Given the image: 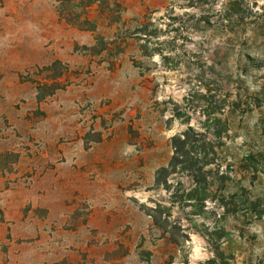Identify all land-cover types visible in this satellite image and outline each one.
<instances>
[{"label":"rangeland","instance_id":"obj_1","mask_svg":"<svg viewBox=\"0 0 264 264\" xmlns=\"http://www.w3.org/2000/svg\"><path fill=\"white\" fill-rule=\"evenodd\" d=\"M186 98L200 202L154 186ZM184 261L264 264V0H0V264Z\"/></svg>","mask_w":264,"mask_h":264},{"label":"trees","instance_id":"obj_2","mask_svg":"<svg viewBox=\"0 0 264 264\" xmlns=\"http://www.w3.org/2000/svg\"><path fill=\"white\" fill-rule=\"evenodd\" d=\"M186 101V105H188L185 108L175 106V108L172 109V118H184L183 124H185L186 127L181 132L170 137L172 155L168 163L156 171L154 186L168 190L172 186L169 177L178 176V179H182L185 176L190 179L194 187L186 192V194L183 193L182 195H178L177 199L181 200L183 198L188 201L195 200L200 202L204 198L203 196L199 197V192L208 187L209 171L206 167L215 163V149L219 146L217 141L221 138L220 132L226 131L227 128L224 122L222 125L221 119L208 118L212 132H200L190 124L191 119L188 115L190 111L192 112L198 108L195 109L196 106H194L192 100L186 98ZM183 110H185L186 113H183ZM205 111H207V114H204L206 117H208L210 113L211 115L213 113L212 109L209 107L202 110L203 113H205ZM219 126H222L221 130ZM206 134L211 135L215 142L210 141ZM176 183L179 185L178 181ZM173 203L176 202L173 201ZM145 209L153 223L165 233L169 234L170 239L174 244L181 247V241L176 237V227L169 225L166 219L162 220V215L165 213L164 211L166 209L158 203L151 208L145 206ZM165 215L167 217L170 216L169 213ZM184 263L187 264L186 261H184Z\"/></svg>","mask_w":264,"mask_h":264}]
</instances>
